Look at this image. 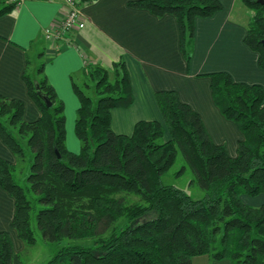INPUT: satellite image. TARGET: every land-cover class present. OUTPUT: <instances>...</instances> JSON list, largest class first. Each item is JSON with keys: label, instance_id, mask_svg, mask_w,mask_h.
<instances>
[{"label": "trees", "instance_id": "trees-1", "mask_svg": "<svg viewBox=\"0 0 264 264\" xmlns=\"http://www.w3.org/2000/svg\"><path fill=\"white\" fill-rule=\"evenodd\" d=\"M96 1L79 0V7ZM237 1L252 12L243 42L264 70V4ZM15 7L0 0V17ZM128 7L175 19L187 70L196 20L223 8L218 0H136ZM31 67L26 59L22 80L38 119L27 122L22 101L0 96V140L16 158L14 164L0 159V188L14 200L11 228L18 238L34 246L38 232L58 246L46 264H192L198 256L264 264V204L253 207L242 200L264 194L262 86L236 82L226 72L202 75L222 117L242 134L232 158L175 91L154 94L162 122L141 120L130 135L116 134L112 110L134 102L126 64L120 59L110 70L86 66L83 87L73 83L80 150L72 153L65 147L64 104L44 74V63ZM90 89L92 95L86 94ZM178 154L182 166L171 175L189 171L187 187L202 190L199 199L162 180ZM19 163L27 164L24 186L18 182ZM0 264H21L6 231H0Z\"/></svg>", "mask_w": 264, "mask_h": 264}, {"label": "crops", "instance_id": "crops-1", "mask_svg": "<svg viewBox=\"0 0 264 264\" xmlns=\"http://www.w3.org/2000/svg\"><path fill=\"white\" fill-rule=\"evenodd\" d=\"M136 0H97L82 6L84 27L57 43L46 41L44 31L56 28L68 13L64 0H22L15 9L0 17V96L20 100L27 122L39 118L40 112L28 97L22 74L29 59L34 68L44 63V74L57 97L69 111V138L80 150L74 137L75 112L79 101L73 83L82 80L86 66L111 69L123 59L130 75L134 102L128 109L111 112V127L116 134L130 135L136 122L161 121L154 94L175 91L180 100L197 112L213 142L225 145L230 157L237 155L242 134L222 117L213 103L210 81L202 75L226 72L234 81L258 84L264 90V70L258 67V55L243 42L249 13L237 0H218L222 11L207 19H197L194 51L189 70L179 48L175 19L170 15L158 19L148 11L128 7ZM31 67V68H32ZM0 159L12 164L16 158L0 140ZM246 204L259 207L264 194L255 198L242 196ZM13 198L0 188V231L9 233L14 250L22 242L11 228ZM192 264H230L207 256L192 259Z\"/></svg>", "mask_w": 264, "mask_h": 264}, {"label": "rangeland", "instance_id": "rangeland-1", "mask_svg": "<svg viewBox=\"0 0 264 264\" xmlns=\"http://www.w3.org/2000/svg\"><path fill=\"white\" fill-rule=\"evenodd\" d=\"M243 8L245 9V12H246L245 14L247 15V12H248L249 16H250L249 18H251L252 12L249 9H247L245 6H243ZM84 83H85L84 79L79 81V85L81 87H83ZM89 86L92 87L91 84H89ZM85 92L88 95H92L91 89L85 90ZM75 116H76V112H75ZM64 117H65V131H66L65 147L68 151H70L72 153H76V152L72 151V148L77 147L78 144L76 142L73 143V141L70 140L69 135H68V134H70L69 133L70 118H71V120H73V114L70 117L69 111L67 113L65 111ZM74 122H75V120H74ZM159 122H162V117H161V121H159ZM74 137H76L75 133H74ZM75 140L80 144L77 137ZM19 165H22L23 170H22V173L20 174V176L18 177V182L21 186H24V185H26L25 175H27V173H28L27 168H26L27 164L26 163H19ZM181 166H182V158H181L180 154H178L177 162L171 168L170 173L167 174L168 176L163 177V179H162L163 182L165 184L173 185L175 187L184 189L193 199L201 198L204 195V192L202 190H200L197 187H190V188L187 187L189 181L191 180V174L189 171H187L184 175L177 177V178L173 177L171 175L173 172H176ZM35 237L37 238V242L34 246H26L20 240L23 244L22 249L18 253V254H20L21 264H46L52 258L54 253L58 250V246L55 245L54 243L42 240V238L38 232L36 233ZM65 244H66V242H64L62 244V246Z\"/></svg>", "mask_w": 264, "mask_h": 264}, {"label": "built area", "instance_id": "built-area-1", "mask_svg": "<svg viewBox=\"0 0 264 264\" xmlns=\"http://www.w3.org/2000/svg\"><path fill=\"white\" fill-rule=\"evenodd\" d=\"M8 4L19 5L22 0H6ZM68 13L66 17L56 28H47L44 31L46 41L57 43L59 40L67 37L84 27V21L79 7V0H64Z\"/></svg>", "mask_w": 264, "mask_h": 264}, {"label": "water", "instance_id": "water-1", "mask_svg": "<svg viewBox=\"0 0 264 264\" xmlns=\"http://www.w3.org/2000/svg\"><path fill=\"white\" fill-rule=\"evenodd\" d=\"M258 2H260L261 4H264V1L263 0H258ZM262 43L264 44V40L262 41ZM43 99H44V101H45V103L47 104V105H49V103H48V100L43 96ZM60 156L58 155V158H59Z\"/></svg>", "mask_w": 264, "mask_h": 264}]
</instances>
